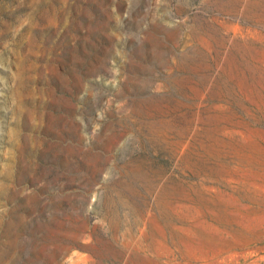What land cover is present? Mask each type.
Wrapping results in <instances>:
<instances>
[{
    "label": "rangeland",
    "instance_id": "obj_1",
    "mask_svg": "<svg viewBox=\"0 0 264 264\" xmlns=\"http://www.w3.org/2000/svg\"><path fill=\"white\" fill-rule=\"evenodd\" d=\"M0 264H264V0H0Z\"/></svg>",
    "mask_w": 264,
    "mask_h": 264
}]
</instances>
